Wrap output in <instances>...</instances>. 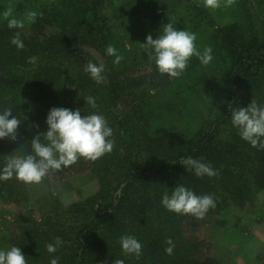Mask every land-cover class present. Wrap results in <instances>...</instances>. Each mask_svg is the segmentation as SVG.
I'll use <instances>...</instances> for the list:
<instances>
[{
    "label": "trees",
    "instance_id": "16d2710c",
    "mask_svg": "<svg viewBox=\"0 0 264 264\" xmlns=\"http://www.w3.org/2000/svg\"><path fill=\"white\" fill-rule=\"evenodd\" d=\"M112 1H36L37 6H30L23 0L24 5L11 6L17 19L28 11L41 15L23 29H9L3 18L9 5L0 0V112L11 108L20 120L15 141L0 139V169L7 156L31 153L33 138L47 132L52 108L103 115L115 143L111 153L95 162L80 159L50 172L44 181L88 171L97 189L68 205L52 194L42 195L41 217L18 215L3 250L20 248L28 264H49L54 257L59 264H112L115 259L124 264H212L196 255L198 244L184 240L188 215L167 211L161 199L182 185L196 195L211 194L215 207H222L242 205L264 189V150L242 140L231 123V110L247 107L251 100L264 106V72L253 79L245 73L264 61V44L238 21L215 29L202 0L200 6L198 0H177L183 30L196 34L198 50L211 47L213 59L204 66L192 57L179 78H169L158 73L140 46L148 35L156 39L163 30L166 11L148 7L146 0H130L140 3L143 13L127 17L134 36L128 32L131 40L125 41L120 26L104 14ZM130 1L122 3L123 12ZM16 31L22 32V50L10 43ZM109 44L123 56L118 65L106 54ZM33 56L36 63H29ZM89 62L104 65V83L84 72ZM137 65L147 72L134 75L131 69ZM89 96L96 108L87 104ZM187 157L203 158L218 175L197 177L181 165ZM29 187L14 178L0 181V202L27 203ZM124 235L142 244L139 259L122 252L119 239ZM56 237L64 243L50 254L45 246ZM168 238L175 245L172 255L165 253Z\"/></svg>",
    "mask_w": 264,
    "mask_h": 264
},
{
    "label": "clouds",
    "instance_id": "9594fccd",
    "mask_svg": "<svg viewBox=\"0 0 264 264\" xmlns=\"http://www.w3.org/2000/svg\"><path fill=\"white\" fill-rule=\"evenodd\" d=\"M230 7L235 0H202V6L216 10L221 6ZM197 6H200L198 0ZM13 8L9 6L3 12V18L7 21L9 29H23L25 20L33 23L38 15L35 11H28L25 19H17L13 15ZM22 32L16 31L10 39V43L18 50L24 48L21 39ZM197 36L186 30H176L172 23L163 26L162 33L153 39L151 35L140 46L144 49L150 61H153L159 74L169 78H179L187 69L192 57L207 66L213 59L212 48L205 47L203 51L196 46ZM106 54L113 56L115 65L120 64L123 56L117 53V49L109 44ZM37 57H30L29 63H36ZM84 72L97 84L104 83V65H96L89 62L84 67ZM86 102L92 108H96L95 98L86 97ZM11 117V119H9ZM231 123L238 130L242 140L251 147L264 150V106L258 105L255 100L247 107L231 110ZM20 120L12 114L11 108L0 112V139H17V129ZM47 132L37 135L31 141V153L25 155H9L5 165L0 169V181L16 179L26 185H39L50 172H58L63 168L77 163L80 159L95 162L106 154L112 152L115 147L113 130L108 126L103 115H81L79 109L72 111L66 108L50 109L47 119ZM43 136L45 143L41 142ZM185 170L193 171L197 177H213L218 175L217 170L211 164L203 162V158L194 159L187 157L181 160ZM161 205L172 213L178 215H191L197 219H203L209 209L215 208V200L211 194L196 195L193 191L182 185L176 186L171 193L162 195ZM63 240L55 238L54 243L46 244L48 253H55L62 246ZM165 248L167 255H172L174 243L171 238L166 239ZM122 252L126 255H134L137 259L142 255V244L133 236L124 235L119 239ZM0 264H28L26 257L20 248L11 246L6 250H0ZM49 264H59V258L54 257ZM112 264H124L122 259H115Z\"/></svg>",
    "mask_w": 264,
    "mask_h": 264
},
{
    "label": "rangeland",
    "instance_id": "374dc122",
    "mask_svg": "<svg viewBox=\"0 0 264 264\" xmlns=\"http://www.w3.org/2000/svg\"><path fill=\"white\" fill-rule=\"evenodd\" d=\"M5 1L6 4L13 7H17L18 4L24 5L23 0ZM36 1L45 4L54 0H27V3L30 6L34 4L37 6ZM124 1L130 0L109 2L104 6V14L107 15L108 21L120 26L117 28L118 33L122 39L127 41L131 40L127 35L128 32L134 36L133 27L127 22V17H134L136 14L137 18L142 16L143 6L138 2L133 4L130 1L131 6L124 7L125 13L121 8ZM146 1H149L148 7L166 11L163 17V26L172 23L178 31L185 28L181 26L182 20L177 10V0ZM205 9L214 23L215 29L238 21L249 31H256L259 43L264 44V0H235V3L230 7H224L222 3L219 9ZM20 16L22 20L25 19L24 13H21ZM161 30L162 28L155 34L156 38L162 33ZM262 54H264V47ZM147 70V67L142 68L137 65L136 68L131 69V72L140 76ZM263 72L264 61L254 63L245 70L248 79L258 78ZM221 96L219 92H216V97L221 98ZM96 189L97 182L90 172H75L59 178L50 176L39 185H30L27 203L17 205L0 202V250L4 249L7 238L15 232V219L18 215L29 214L36 219L41 217L40 197L42 195L52 194L60 203L68 205L84 199ZM250 198L251 200L242 205L229 202L227 205L223 204L222 207L209 209L203 219L188 215L182 231L187 244H198L196 247L198 254L196 253V255L201 259L211 260L212 264H264V189L255 192Z\"/></svg>",
    "mask_w": 264,
    "mask_h": 264
}]
</instances>
